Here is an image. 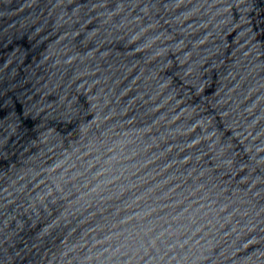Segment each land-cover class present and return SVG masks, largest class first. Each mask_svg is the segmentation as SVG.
I'll return each mask as SVG.
<instances>
[{
	"label": "water",
	"instance_id": "obj_1",
	"mask_svg": "<svg viewBox=\"0 0 264 264\" xmlns=\"http://www.w3.org/2000/svg\"><path fill=\"white\" fill-rule=\"evenodd\" d=\"M0 264H264V0H0Z\"/></svg>",
	"mask_w": 264,
	"mask_h": 264
}]
</instances>
